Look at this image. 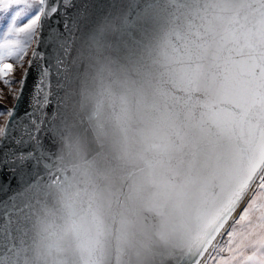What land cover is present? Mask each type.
<instances>
[{"label":"snow or ice","instance_id":"6c2138e0","mask_svg":"<svg viewBox=\"0 0 264 264\" xmlns=\"http://www.w3.org/2000/svg\"><path fill=\"white\" fill-rule=\"evenodd\" d=\"M29 53L0 264H264V0H0Z\"/></svg>","mask_w":264,"mask_h":264},{"label":"rangeland","instance_id":"374dc122","mask_svg":"<svg viewBox=\"0 0 264 264\" xmlns=\"http://www.w3.org/2000/svg\"><path fill=\"white\" fill-rule=\"evenodd\" d=\"M30 58V53L28 56L24 58V63L21 66L19 63L15 61V59H11L9 62L14 64V72L11 75V79L17 81V83H12L11 85H5L3 80L0 79V90H2V95H0V112L5 111L6 109H10L15 101V97L13 96V91L19 89L20 84L18 83L21 80L23 73L27 66V60ZM7 120V115H0V126H3Z\"/></svg>","mask_w":264,"mask_h":264},{"label":"water","instance_id":"95a60500","mask_svg":"<svg viewBox=\"0 0 264 264\" xmlns=\"http://www.w3.org/2000/svg\"><path fill=\"white\" fill-rule=\"evenodd\" d=\"M35 47V45H34ZM31 58V55H30ZM29 58V59H30ZM25 71H27V77H25ZM23 76L21 79H25V85H24V89L23 92L21 94V100L18 102L17 99L15 98V101L13 103V105L10 107V109H15L17 107V105L19 104V114L23 115L25 111L30 110L29 109V98L30 95L34 92V85L38 79V75L35 71L34 67H30L28 64L26 66ZM21 86H19L20 89ZM18 89V90H19ZM14 116H15V112H14ZM11 119L7 117V120L5 123H11Z\"/></svg>","mask_w":264,"mask_h":264}]
</instances>
